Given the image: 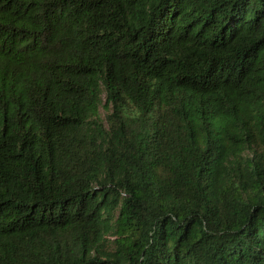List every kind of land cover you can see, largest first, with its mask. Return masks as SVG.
Listing matches in <instances>:
<instances>
[{
	"label": "trees",
	"instance_id": "obj_1",
	"mask_svg": "<svg viewBox=\"0 0 264 264\" xmlns=\"http://www.w3.org/2000/svg\"><path fill=\"white\" fill-rule=\"evenodd\" d=\"M0 264H264V0H0Z\"/></svg>",
	"mask_w": 264,
	"mask_h": 264
}]
</instances>
